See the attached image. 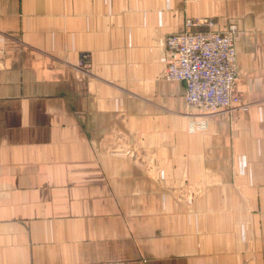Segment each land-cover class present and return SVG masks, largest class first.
Returning <instances> with one entry per match:
<instances>
[{
  "label": "crops",
  "instance_id": "0c3cea01",
  "mask_svg": "<svg viewBox=\"0 0 264 264\" xmlns=\"http://www.w3.org/2000/svg\"><path fill=\"white\" fill-rule=\"evenodd\" d=\"M189 19L242 108L164 78ZM0 264H264V0H0Z\"/></svg>",
  "mask_w": 264,
  "mask_h": 264
},
{
  "label": "built area",
  "instance_id": "2783aa9c",
  "mask_svg": "<svg viewBox=\"0 0 264 264\" xmlns=\"http://www.w3.org/2000/svg\"><path fill=\"white\" fill-rule=\"evenodd\" d=\"M201 26L205 28L174 33L166 38L169 60L164 78L185 84L189 106L208 113L242 108L244 96L236 91L237 25L230 23L216 29L212 19H203L199 23L191 19L186 21L188 28Z\"/></svg>",
  "mask_w": 264,
  "mask_h": 264
},
{
  "label": "bare ground",
  "instance_id": "6f19581e",
  "mask_svg": "<svg viewBox=\"0 0 264 264\" xmlns=\"http://www.w3.org/2000/svg\"><path fill=\"white\" fill-rule=\"evenodd\" d=\"M202 20H203V19H201V20H193V21L199 23V22H201Z\"/></svg>",
  "mask_w": 264,
  "mask_h": 264
}]
</instances>
